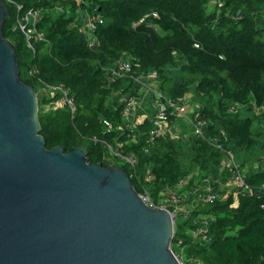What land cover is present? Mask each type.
<instances>
[{
    "label": "trees",
    "instance_id": "trees-1",
    "mask_svg": "<svg viewBox=\"0 0 264 264\" xmlns=\"http://www.w3.org/2000/svg\"><path fill=\"white\" fill-rule=\"evenodd\" d=\"M14 1L22 11H42L36 27L43 39L34 42L33 49L26 46L19 30L12 29L15 11L11 4L3 24V35L16 49L21 80L33 84L36 93L45 84H63L76 106L73 115L65 106L38 111L46 147L62 145L67 150L84 144L89 161L109 165L102 161L105 146L91 137L113 141L116 131L106 132L102 120L114 127L122 125L123 104L114 102L116 92L136 94L133 77L157 71L164 94L177 100L193 91L200 114L209 121V132L225 128L229 138L225 146L242 153V162H256L253 167L241 164L251 192L239 194L235 206L231 196L189 206L187 218L174 223L173 250L180 239L176 251L183 250L185 264H264V167L260 162L264 139L259 137L263 132L253 128V116L228 111L233 104L251 101L264 108V14L261 12L259 23L255 17L264 11V0H222L220 6L218 0ZM94 13L102 22L96 23L95 43L89 46L84 32L75 25L79 15ZM144 15L152 25L137 23ZM124 56L133 61L131 71L108 79L106 69ZM175 75L182 78L181 83L174 81ZM59 99V94L46 93L38 99V106H50ZM152 126L151 119L141 121L136 142L123 146L126 153L137 157L134 171L129 164H120L137 192L143 185L149 197L159 202L163 190L189 179L192 171L198 181L221 175V154L206 139L194 135L151 138ZM128 133L126 130L118 139L124 141ZM146 166L151 167V181L145 179ZM259 190L263 193H253ZM196 217L208 218L209 244L195 241L186 232L195 227Z\"/></svg>",
    "mask_w": 264,
    "mask_h": 264
},
{
    "label": "water",
    "instance_id": "water-1",
    "mask_svg": "<svg viewBox=\"0 0 264 264\" xmlns=\"http://www.w3.org/2000/svg\"><path fill=\"white\" fill-rule=\"evenodd\" d=\"M10 13L0 0V264H180L170 211L143 202L124 167L89 161L84 144L46 147L2 32Z\"/></svg>",
    "mask_w": 264,
    "mask_h": 264
},
{
    "label": "built area",
    "instance_id": "built-area-1",
    "mask_svg": "<svg viewBox=\"0 0 264 264\" xmlns=\"http://www.w3.org/2000/svg\"><path fill=\"white\" fill-rule=\"evenodd\" d=\"M9 5H13L15 11V20L12 29L19 30L23 36L26 46L30 49L34 48V42L42 40V34L36 27L37 22L41 17L40 9H27L22 11V6L14 0H5ZM80 2V0H77ZM222 0H218L220 6ZM264 14V11H262ZM154 16L157 14L154 13ZM147 15L142 16L137 23L144 22L146 25H152V22L146 20ZM81 23L76 22V27L83 31L89 46L94 45V30L97 22H102V18L99 14H89L80 17ZM133 61L128 56L121 57L116 60L109 68L105 71V76L112 80L118 77H123L131 71ZM32 73L37 71L36 66H33ZM30 71V72H31ZM134 81L138 84H142L148 92L152 95L154 101H152L153 114L151 119L152 129L150 130L151 138L157 135L165 134V125L168 123L169 118L173 119H184V121L191 126V133L197 138L206 139L212 146H214L221 154L220 168L227 172L225 181L212 180L211 178L204 177L201 180H197L194 176L192 179L180 180L174 187H168L163 190L160 194L163 197L159 202H154L148 194L147 189L140 185L141 190L138 192L142 201L152 207L167 208L173 218V223L178 218L186 219L189 215V206H195L204 202H215L219 199H225L228 196L233 198V204H236L234 198H238L241 193H250L251 188L245 181L244 172L242 167L237 163L234 153L230 148L225 146L229 142V138L225 128L221 127L215 134L209 132V121L204 118L199 111L194 110V106L184 101V97L173 100L162 92L158 84V72L155 70L145 72L133 77ZM44 91L50 92V95H60V99L55 102L58 106H65L68 108L71 115L74 114L76 106L74 99L69 95L67 88L63 84H45ZM119 92V91H118ZM116 92V94L118 93ZM115 94V95H116ZM123 95V94H122ZM124 96V95H123ZM242 104H233L228 108L229 112H236ZM140 108V103L135 95L127 94L123 98V123L118 127H114L112 123L103 119L104 128L106 132L116 131L113 141H108L106 138H97L92 136L91 139L98 141L105 146V154L102 156L103 162L119 161L122 164H129L130 168L134 171L137 165V157L134 154H128L125 152L123 146L125 144L135 143L137 140L136 128L139 122L135 121V114L137 109ZM260 109L262 107H259ZM264 110V108H262ZM126 130L129 131L127 138L124 141H120L118 138ZM181 138H187V132H180ZM144 151H148L145 147ZM260 162L264 167V155L261 156ZM120 165V164H119ZM153 174L150 166H146L145 179L147 181L153 180ZM190 183V184H189ZM186 187V188H185ZM224 187L228 191V195L224 197L218 193L217 188ZM194 194V197L190 205L185 204L188 194ZM264 207V205H263ZM195 227L193 232V238L195 241L201 244H209L212 237L208 229V218L203 217L202 219L196 217L194 220ZM181 244V240L178 239L177 245ZM181 247V246H180ZM172 248V244H171ZM173 250V248H172ZM174 255L179 260L180 264H185L183 260V250L180 248L178 251L173 250Z\"/></svg>",
    "mask_w": 264,
    "mask_h": 264
},
{
    "label": "crops",
    "instance_id": "crops-1",
    "mask_svg": "<svg viewBox=\"0 0 264 264\" xmlns=\"http://www.w3.org/2000/svg\"><path fill=\"white\" fill-rule=\"evenodd\" d=\"M259 12H257L255 14L256 19L259 18ZM263 16V15H262ZM128 93H125L124 96H126ZM192 94L190 92H187L184 96V101H186L187 103L190 102V105L194 106V108L198 105L197 101L192 98V96L190 97L189 95ZM139 103H140V108L137 109L136 114H135V121L136 122H141L144 119H150L152 117L153 114V107H152V101H154V98L152 97V95L148 94V92H146L144 86L142 84H138L137 83V93L134 94ZM124 96L122 94H120L119 92L114 96V102L115 101H120L123 104V98ZM165 137H168L169 139H177V138H181L180 136H178V134L180 135V132H187L188 136H192L191 133V126L189 124H187L184 119L178 118L175 119L174 121H169V123H167L165 126ZM219 173L221 175H217V176H213V178H211L213 181L218 179L221 182L225 181L226 177H227V172H225L223 169L219 168ZM193 177H191L190 175V179H192ZM218 193L220 195H222L223 197L225 195H227L225 192L227 191L226 188L224 187H220L219 189L217 188ZM194 197V194L189 193L188 194V198L186 199V201H191ZM235 203L237 204V199L234 198ZM191 202L188 203V205H190ZM236 204H233V206H235ZM199 205V204H198ZM200 218V217H198ZM203 218V217H202ZM200 218V219H202ZM186 232L189 233L190 235L193 236V232H194V228L186 229Z\"/></svg>",
    "mask_w": 264,
    "mask_h": 264
},
{
    "label": "rangeland",
    "instance_id": "rangeland-1",
    "mask_svg": "<svg viewBox=\"0 0 264 264\" xmlns=\"http://www.w3.org/2000/svg\"><path fill=\"white\" fill-rule=\"evenodd\" d=\"M214 1H216V0H211L210 2L211 3H214ZM262 10L261 11H259V18H257V20H258V23H259V20L261 19V17H262ZM87 15V14H86ZM86 15H79V18L77 19V21H78V23H81L82 22V20L80 19V17H82V16H86ZM170 74H171V72H170ZM44 90H42L41 88L38 90V92L36 93V95H37V100L39 99V98H41L42 97V95L43 94H49L50 95V92H46L45 91V93L43 92ZM193 92V91H192ZM192 92H190V93H192ZM190 97L192 96V98H195V95L192 93V94H190L189 95ZM195 100H197V99H195ZM188 104H190V102H188ZM198 105L194 108V110L195 111H200V108H201V106H200V104L199 103H197ZM58 106V103H54V104H51L50 106L49 105H46V104H41V105H39L38 106V111H40V112H46L48 109H51V108H53V107H57ZM237 113H239L241 116H253L254 117V119H253V128H255V130L258 132H263V134L261 133V135L259 136L260 137V139H264V126H262L261 127V124L263 123L264 124V116H262L263 114L262 113H264V110L261 108H259V107H256L255 105H254V103H253V101H251V102H249V103H247L246 105H243V106H240V108L236 111ZM256 118H260V120H256ZM168 123H169V121H168ZM178 136H179V134H178ZM236 154V155H235ZM234 156H235V158H236V161H237V163L241 166V164H243L244 162H245V164H247L246 166H252L253 167V165H256V162H254V161H250V163L251 164H249L248 162H247V160H245V161H243L242 162V160L240 159L241 158V156H243V154L242 153H239V152H236V153H234ZM252 157H250L249 159H251ZM108 163V162H107ZM108 164H110V163H108ZM119 164H122L121 162H119V161H117V162H115V161H111V164L110 165H119ZM249 167H245L246 169L247 168H249ZM244 169V168H243ZM245 170V169H244ZM191 176H194L195 175V172H191V174H190ZM227 195L229 194L228 193V191H226L225 192ZM180 219L181 218H178V220H177V222L176 223H179L180 222ZM174 246V250H176L177 249V245L176 244H174L173 245Z\"/></svg>",
    "mask_w": 264,
    "mask_h": 264
}]
</instances>
